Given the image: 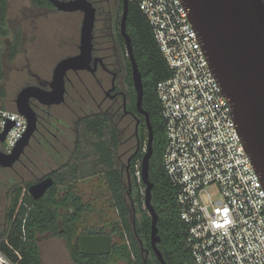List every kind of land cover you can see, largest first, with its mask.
<instances>
[{
	"label": "built area",
	"instance_id": "built-area-1",
	"mask_svg": "<svg viewBox=\"0 0 264 264\" xmlns=\"http://www.w3.org/2000/svg\"><path fill=\"white\" fill-rule=\"evenodd\" d=\"M137 1L170 69L156 87L167 134L163 165L177 187L180 217L189 226L187 242L194 260L264 264V183L188 9L183 0ZM27 129L24 114L0 106L1 152L12 153ZM135 170L141 181L142 159L136 161ZM210 187L216 188V194ZM142 193L145 197V186ZM4 232L0 225V241ZM5 243L13 248L7 237ZM0 264H18L1 245Z\"/></svg>",
	"mask_w": 264,
	"mask_h": 264
},
{
	"label": "trees",
	"instance_id": "trees-1",
	"mask_svg": "<svg viewBox=\"0 0 264 264\" xmlns=\"http://www.w3.org/2000/svg\"><path fill=\"white\" fill-rule=\"evenodd\" d=\"M39 5L52 6L48 0H33ZM9 1L0 0V31L3 37L10 38L11 51L9 60H13L22 44L23 32L20 25L11 28L8 21ZM120 11H116L113 24L115 39L120 61L125 71L126 80L133 90L132 68L127 55L126 43L120 31ZM127 32L132 37L134 54L138 62L144 83L143 106L149 112L154 132L153 154L150 160V180L154 183L152 204L159 214L158 227L160 242L158 248L163 253L168 264H197L187 242L189 226L180 217L177 200V187L172 183L163 165V154L167 144L165 120L157 95V83L168 77L169 66L159 48L152 27L140 8L137 0H129V15ZM5 51L3 40H0V99L6 96L2 80L5 77L2 54ZM136 97L133 90L131 107L136 110ZM5 108V105H2ZM78 137L72 158L55 170L56 180L47 192L35 199L23 186L16 187L9 193L11 204L5 212V232L0 241L1 247L18 262V264H42L38 235L47 231L60 234L63 227L72 258L76 264H116L125 261L127 264H161L155 253L147 259L141 255L140 236L145 246L151 250V216L144 206L142 186L135 173V163L144 156L149 131L143 118L135 137L137 140L136 154L130 164H125L124 170L117 157V148L121 143L119 130L111 118L104 113H91L77 120ZM130 165V166H128ZM131 175V186L128 176ZM103 179L105 198L117 212L113 237L116 238L112 250L105 255L82 254L79 250L78 231L82 225L83 232L108 233V225L100 226L98 220L94 226L86 220L89 211H95L99 196L91 195L88 199L79 187V182L92 176ZM127 179V181H126ZM92 187V185H90ZM28 187V186H27ZM131 191V201L139 215L133 223L129 219L128 197ZM99 195V194H98ZM22 199V201H21ZM21 201V202H20ZM73 207L72 214L63 215L62 208ZM17 215L14 217L16 210ZM13 248L5 243V238ZM15 250L20 253V257Z\"/></svg>",
	"mask_w": 264,
	"mask_h": 264
},
{
	"label": "water",
	"instance_id": "water-1",
	"mask_svg": "<svg viewBox=\"0 0 264 264\" xmlns=\"http://www.w3.org/2000/svg\"><path fill=\"white\" fill-rule=\"evenodd\" d=\"M60 11H82L84 18L80 33L79 53L63 58L54 71L53 90L38 95L32 86L21 90L16 100L17 110L28 120V129L10 154L0 151V166L12 167L25 152L37 129L38 117L29 99L36 96L42 103H60L65 98L66 76L69 71L90 69L93 54V32L97 10L91 0H49ZM120 31L126 43L136 91L137 110L144 115L149 131L147 151L142 158V180L145 184L144 206L151 216V244L161 264H168L158 248L159 214L152 204L154 183L150 180V160L153 154L154 132L149 112L143 106L144 83L136 60L132 37L127 32L129 0H122ZM189 19L197 31L208 56L210 66L229 99L234 119L244 146L264 183V0H183ZM4 133L1 140L5 139ZM130 157L128 163L131 162ZM130 166V165H128ZM131 186V175L129 174ZM49 175L29 187V193L38 199L53 186ZM112 250L109 234H82L80 252L105 255Z\"/></svg>",
	"mask_w": 264,
	"mask_h": 264
},
{
	"label": "rangeland",
	"instance_id": "rangeland-1",
	"mask_svg": "<svg viewBox=\"0 0 264 264\" xmlns=\"http://www.w3.org/2000/svg\"><path fill=\"white\" fill-rule=\"evenodd\" d=\"M8 1L9 25L11 28L20 25L23 32L22 44L16 58L9 62L5 54L2 56L3 67L6 70V78L2 80V83L6 89V96L4 99H0V106L5 105L6 108L13 109L11 101L17 95L22 84L29 79L27 69H22V67L29 65L32 69L39 71L41 75L50 76L60 59L78 52L84 14L82 11L58 12L52 9H42L35 7L32 0ZM106 8L108 10L110 6L106 5ZM117 10L120 11V21L122 6H118ZM6 42L7 39H4L3 44L5 45ZM84 76L86 75L84 74ZM81 91L86 95L83 88ZM87 101L89 102L88 98ZM83 102L78 98L77 105L72 104L71 107L63 105L61 109L53 107L52 111L63 121L61 125L58 124L59 127H62L63 132L56 130L57 136L50 134L47 139H43L44 143H40L41 139L38 134L32 136L29 147L25 149L28 158L31 159L30 170L26 173L22 170L23 176L17 174L11 167L2 166L0 168L1 226L5 223V209L11 204L10 195L13 187L27 188V183H31L34 179V173H47L61 166L69 157L71 158L77 138L75 130H73L75 120L81 115L99 110L95 105L90 106ZM118 126L121 131V143L117 148V157L121 166L124 167L137 143L134 136L135 123L130 117L122 120L119 118ZM81 184L84 185L83 191L86 199L90 197L91 192L99 196L94 207L95 211L90 212L86 217L88 222L93 223L98 220H107L109 216H117V212L113 211L107 197L105 198L103 179L99 175L79 182V185ZM210 190L216 194L215 187H210ZM128 200L130 202L129 197ZM38 238L42 264H73L64 241L46 233L39 234ZM116 264H126V262L120 261Z\"/></svg>",
	"mask_w": 264,
	"mask_h": 264
},
{
	"label": "flooded vegetation",
	"instance_id": "flooded-vegetation-1",
	"mask_svg": "<svg viewBox=\"0 0 264 264\" xmlns=\"http://www.w3.org/2000/svg\"><path fill=\"white\" fill-rule=\"evenodd\" d=\"M91 1L96 7L97 14H96V21H95V27H94V32H93L94 48H93L90 69L68 72V75L66 76L65 98L60 103L45 104V103H42L36 96H32L29 99L30 105L35 110L37 117H38L37 129L33 136L38 134L41 139L40 143H44L43 139H47V136H49L50 134H54L55 136H57V134L55 133L56 130L58 132L60 130H61L60 132H63L62 127H59L58 125V124L61 125L63 121L61 120L59 116H57L52 111L53 107H60L61 109V106L63 105H67L69 107H71L72 104L77 105L78 98L84 101L83 102L84 104H89L90 106H92L93 104L99 109L97 112H91V113L101 112V113L107 114L117 126L120 137H121V131L118 126L119 118L122 120L123 118L130 117L134 121L135 123L134 136L136 135L139 127L142 124L144 115L137 110V106H136V110H134L131 107V102L133 100V90L135 91L134 83H133V90H132L130 83L126 80L125 71L120 61V55L118 54L115 39L113 36L114 34L113 24L115 20L116 11H117L118 6L119 7L122 6V11H123V2L122 0H91ZM33 5L35 7H39L42 9L45 8V9H52L58 12H65V11L58 10L53 3H52V6H47V5H39L33 2ZM106 5L110 6L108 10L106 8ZM4 39L5 40L7 39V42L4 45L5 51L3 52L2 55L5 54L7 60L10 62L9 60V55L11 51L10 38L3 37L0 31V40L2 41ZM79 45L80 43L78 44V52L75 54H78L80 51ZM17 54L15 55L13 60L16 58ZM75 54H72V55H75ZM62 59H60L57 62V64ZM57 64L53 68L50 76L41 75L39 71L32 69L29 65H25L24 67H22V69L24 68L27 69V74L29 76V79L22 84L17 95L11 101L15 109H17L16 100L22 89L32 86L33 88L31 91H33L34 93L38 95H43L42 93H46L54 89V87L56 86V83L54 82V71H55ZM4 71L6 73L5 68H4ZM84 74L86 76H84ZM5 78H6V74H5L4 79ZM81 88L84 89V91L86 92V95H84V93L81 91ZM135 97H136V91H135ZM87 98L89 99V102L87 101ZM68 100H69V103H68ZM72 110H74L73 107H72ZM91 113H88V114H91ZM80 117H78L75 120L74 126H73V130H75L76 137H78L77 120ZM75 143L77 144V138L75 140ZM76 144H75V148H76ZM27 147H29V145ZM137 151L138 150L134 149L130 157H133L134 154L137 153ZM72 155H71V158H72ZM71 158L69 157L68 160ZM30 161L31 159H29L26 152H24L14 162L11 168L15 170L17 174L19 173V175L23 176L24 173L30 170V164H29ZM67 161H65V163ZM1 167L2 166H0V168ZM59 167L47 173H43V174L34 173L35 176H34L33 181L31 183H27L28 187L27 188L24 187V189H28L29 191V187L31 184L36 183L40 181L41 179L46 178L49 175H51L56 180L55 170L58 169ZM121 168L122 170H124L125 166L124 167L121 166ZM22 170L24 171V173H22L23 172ZM16 187H19V186H16ZM16 187H13L12 190ZM126 195L127 197L130 198V202L128 200V207H129V212H130L129 219H132L133 223L135 224V221L139 215L137 214V209L134 203L131 201L132 200L130 197L131 191H128ZM110 207H112L111 204H110ZM73 211H74L73 207L61 209V212L63 213V215H67L68 213L72 214ZM113 211H116V210L113 209ZM5 212H6V209H5ZM90 212L92 211H89L86 214V217ZM4 218L6 219L5 216ZM108 218L109 219L107 220H103L100 223V226L108 225V231H107L108 233H103V234L111 235L112 246H113L115 242L114 241L115 238L113 237L114 231L116 230L115 222L116 220H118V217L109 216ZM59 221H60L59 223L61 224V226L63 225V227H61L60 229V234H53L51 231H47L45 233L49 234V236L51 237H57L59 240L64 241L70 253V257L72 259L73 264H76L72 258V252L68 245L66 228L64 227V223L61 218L59 219ZM95 224H96V221L93 223L90 222L88 226L90 228V226H94ZM5 226L6 224L4 223L3 225L4 229H5ZM80 226L81 228L78 231L79 250H80V237L82 234H100V233H88L87 231L83 232L82 225L80 224ZM137 239L140 241L141 255L144 258V260L147 261V259L152 255L153 248L150 250L149 247L145 246L140 236H137ZM151 247H152V244H151Z\"/></svg>",
	"mask_w": 264,
	"mask_h": 264
},
{
	"label": "crops",
	"instance_id": "crops-1",
	"mask_svg": "<svg viewBox=\"0 0 264 264\" xmlns=\"http://www.w3.org/2000/svg\"><path fill=\"white\" fill-rule=\"evenodd\" d=\"M12 110H15V108H13ZM79 186H80L79 188H80L81 190H83L84 185L81 184V185H79Z\"/></svg>",
	"mask_w": 264,
	"mask_h": 264
}]
</instances>
